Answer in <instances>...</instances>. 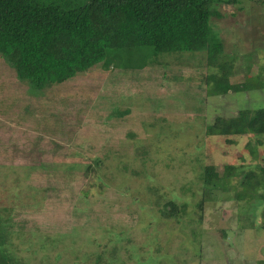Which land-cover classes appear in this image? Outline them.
Listing matches in <instances>:
<instances>
[{
	"label": "rangeland",
	"instance_id": "rangeland-1",
	"mask_svg": "<svg viewBox=\"0 0 264 264\" xmlns=\"http://www.w3.org/2000/svg\"><path fill=\"white\" fill-rule=\"evenodd\" d=\"M212 2L230 83L264 84V0ZM159 55L35 90L0 54V218L18 264H264V201L237 174L215 190L201 179L207 164L264 165V137L206 133L264 107V85L212 94L205 52ZM169 201L185 215L162 216Z\"/></svg>",
	"mask_w": 264,
	"mask_h": 264
},
{
	"label": "trees",
	"instance_id": "trees-1",
	"mask_svg": "<svg viewBox=\"0 0 264 264\" xmlns=\"http://www.w3.org/2000/svg\"><path fill=\"white\" fill-rule=\"evenodd\" d=\"M212 3V0H0V54L17 78L35 90L64 83L98 65L130 68L131 61L140 58L143 68L161 56L158 54L183 52H205L208 62L219 67V75L206 78L212 83V94L262 88L264 84L258 78L242 84L230 83L231 66L217 62L223 53V42L211 27V18L216 14ZM145 48L154 55L150 60L145 57ZM206 133L226 138L252 135L258 146L264 137V107L240 109L236 116L228 118L217 116L206 127ZM247 147H251V141ZM236 169L226 164L220 175L213 165L207 164L201 174L204 187L220 189L222 181L237 174L243 195L264 201V165L244 172L236 173ZM156 191L150 190L153 194ZM203 204L202 198L196 206L202 209ZM185 207L169 201L161 213L164 217H182ZM4 231L5 222L0 218V264H18L5 249Z\"/></svg>",
	"mask_w": 264,
	"mask_h": 264
}]
</instances>
